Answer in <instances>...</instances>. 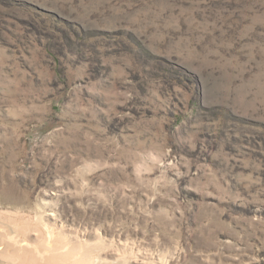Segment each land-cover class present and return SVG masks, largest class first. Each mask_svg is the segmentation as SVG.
Returning <instances> with one entry per match:
<instances>
[{
	"label": "rangeland",
	"instance_id": "rangeland-1",
	"mask_svg": "<svg viewBox=\"0 0 264 264\" xmlns=\"http://www.w3.org/2000/svg\"><path fill=\"white\" fill-rule=\"evenodd\" d=\"M29 234L264 264V0H0V264Z\"/></svg>",
	"mask_w": 264,
	"mask_h": 264
},
{
	"label": "bare ground",
	"instance_id": "bare-ground-1",
	"mask_svg": "<svg viewBox=\"0 0 264 264\" xmlns=\"http://www.w3.org/2000/svg\"><path fill=\"white\" fill-rule=\"evenodd\" d=\"M43 242H46V245H51L53 250H58L60 248H65L67 245L70 246L71 244H75L74 239L78 240L79 235L69 234L63 240L65 241H58L55 237V230H51L48 227L43 230ZM30 234L26 238V242L21 245H16L15 248L10 252L11 259L16 264H49V260L42 256L41 252L44 251L46 245H32L31 240H29ZM41 238V239H42ZM84 239V238H83ZM82 239V240H83ZM60 240V239H59ZM81 239H79L80 241ZM70 244V245H69ZM88 245V244H87ZM6 250H0L1 254H4ZM68 254H64L60 261L61 264H66L68 261L67 258ZM134 258V257H133ZM137 259V258H136ZM137 261V260H136ZM149 261V260H148ZM86 264H111L110 262L106 261L104 258H94L92 261H88ZM128 264V263H126Z\"/></svg>",
	"mask_w": 264,
	"mask_h": 264
}]
</instances>
